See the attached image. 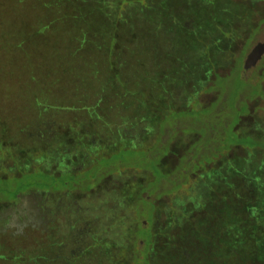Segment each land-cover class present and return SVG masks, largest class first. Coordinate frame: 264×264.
<instances>
[{"label": "rangeland", "instance_id": "obj_1", "mask_svg": "<svg viewBox=\"0 0 264 264\" xmlns=\"http://www.w3.org/2000/svg\"><path fill=\"white\" fill-rule=\"evenodd\" d=\"M121 13L89 18L86 37L73 17H0V174L58 182L0 196V264H142L136 254L147 239L138 231L146 227L150 263L198 264L173 242H186L189 224L210 222L205 198L228 181L255 195L254 215L264 219V150L236 146L264 142V55L244 69L264 41V0H125ZM209 139L219 143L204 169L210 160L199 152ZM120 149L163 154L169 169L200 159L180 165L191 180L163 194L148 181L155 169L149 178L136 163L63 186L68 175L89 179ZM142 191L154 194L152 219ZM179 194L203 211L180 209L171 229ZM223 264L254 261L232 252Z\"/></svg>", "mask_w": 264, "mask_h": 264}, {"label": "trees", "instance_id": "obj_2", "mask_svg": "<svg viewBox=\"0 0 264 264\" xmlns=\"http://www.w3.org/2000/svg\"><path fill=\"white\" fill-rule=\"evenodd\" d=\"M102 2L103 1L101 0H0V17L58 16L62 19L73 17L76 26H80L86 37V34L90 31V27L93 25L88 22L89 18L101 15H122L121 8L125 0H109L106 5L104 4L106 8H108L107 10L111 9L113 12L111 14L103 7ZM95 27L96 28L93 29L98 30L101 25L98 24ZM216 76L217 78L221 77L217 73ZM226 88L227 87H224L222 89L225 90ZM239 98L240 95H238L237 100L235 101L236 104ZM225 105L222 107V111H224ZM218 111L219 110H217V112ZM190 115L194 114L191 113ZM214 115H216L215 112ZM222 124H224V121ZM230 126L228 128H230ZM187 128L192 129V127ZM209 132L212 131L210 130ZM212 137L213 133L211 135V138ZM221 137L224 138L223 135H221ZM254 138L256 140L252 138V141L248 140L246 143H237L236 146L244 145L249 148H261L264 150V142L260 141L257 137ZM218 143H216V141L214 142V139H209L207 142L201 144L199 153L202 155L205 154L210 160V162L203 163L204 169L208 165H211L214 158L213 155H215L214 149L218 147L216 146ZM166 145L167 143L162 149ZM233 146L229 145L227 147L231 148ZM155 147L153 149H155ZM162 149L159 153H162ZM120 150L119 153L114 152L110 154L107 158L108 161H104L103 167L101 166L99 169H91L89 173L92 176L89 179H86L85 175L80 177L68 175L63 180V186L69 184L74 186L75 183L81 184L82 180L85 182H89L92 179L97 181V177L103 173L104 168L112 171L122 165H132L133 163H136L142 169H146L148 174L152 168L155 169V172L157 173V176L155 174L156 179L154 180V178H151V180L148 181L153 185L154 190L152 191L154 194L159 192L163 194L167 193L174 184L184 181L189 182L191 180L190 176L192 173L186 175L187 177H183L185 174L180 172V165L192 167L195 164H198L200 159L198 155L195 159H192V157H195L194 155L191 158L187 156L186 160L182 161V164L179 160L176 166L169 169L167 164H165V161H163V154L150 157L147 152L139 151L142 155L141 157H138L137 151H134L133 149ZM132 151L136 152V157L133 156ZM149 151H152V149ZM153 160H155V165L152 164ZM148 162L151 163V166L148 165ZM178 168L179 170H177ZM49 175L50 174H42L39 172H20V174H14L12 177H4L0 174V196L3 197L5 191H7V193L13 194V199H17L19 195L31 190H44L49 187H56L58 182L53 175V181L50 180V178L47 177ZM148 176L149 178L152 177L150 174ZM2 180L7 181L9 184L3 185ZM188 182H186V184H188ZM227 184L229 185L220 189V192L214 189L208 194L209 197L205 198L204 204L206 205L204 207L206 209L209 208L207 214L209 218L212 217L210 218V222L208 223L207 221L201 220L199 226L192 228V230H190L191 228L189 224L186 227L185 232L190 237L182 244L181 242H178V245L173 242V245L176 248H179L180 252L187 250L188 255L191 257L190 260L197 259L198 264H223L224 260L228 258L229 253L232 252L241 253V255L247 259H249V255L252 254L254 264H264V219L258 220V215H254V209L257 205L255 195L244 188H235L236 184H233V182L228 181L226 185ZM222 190L225 191L226 196L223 195ZM145 192L147 191H142V194H140L139 197L140 205H143L141 208L143 209L142 213L146 212L148 217L150 216L152 219L154 217V212L156 211L155 201L152 199V195L154 194L153 192L146 193L148 194V197H145ZM159 195L160 194H157V196ZM179 195V198H182V200L179 204L173 206V208L177 210V214L174 215L175 221L171 229L178 228L179 225L176 224L177 215H179L181 211L188 214L189 217L198 213L201 215V212L203 211L201 205L194 204V202H191V206H186V198H189V195ZM200 196L203 197L204 194L201 193ZM190 200L192 201V199ZM194 200L195 202H200V198ZM138 234L141 235L143 239H147V241L145 246L138 250L140 256H137L136 254V258L143 260L144 262H142V264H152L150 263L148 255L149 251H146L144 254L147 248V243L151 241V231L148 227H146V229L141 228V230L138 231Z\"/></svg>", "mask_w": 264, "mask_h": 264}, {"label": "water", "instance_id": "obj_3", "mask_svg": "<svg viewBox=\"0 0 264 264\" xmlns=\"http://www.w3.org/2000/svg\"><path fill=\"white\" fill-rule=\"evenodd\" d=\"M264 55V41L258 42L253 49L247 55L246 62L244 64L245 69H249L255 65L263 58Z\"/></svg>", "mask_w": 264, "mask_h": 264}, {"label": "flooded vegetation", "instance_id": "obj_4", "mask_svg": "<svg viewBox=\"0 0 264 264\" xmlns=\"http://www.w3.org/2000/svg\"><path fill=\"white\" fill-rule=\"evenodd\" d=\"M31 191H37V190H31ZM31 191H28V192H31ZM26 193V192H25ZM22 195V194H21ZM21 195H19V197L18 198H21Z\"/></svg>", "mask_w": 264, "mask_h": 264}]
</instances>
